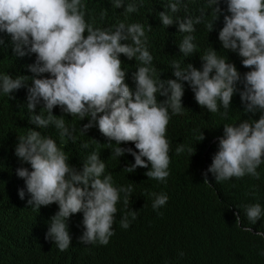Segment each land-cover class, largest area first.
Instances as JSON below:
<instances>
[{
    "label": "clouds",
    "instance_id": "9594fccd",
    "mask_svg": "<svg viewBox=\"0 0 264 264\" xmlns=\"http://www.w3.org/2000/svg\"><path fill=\"white\" fill-rule=\"evenodd\" d=\"M221 2L207 0L205 7L211 9L212 17L207 20L204 7L195 17L174 15L182 7L181 0H175L165 6L167 11L158 13L159 20L164 28L175 24L178 32L184 34L178 49L188 58L196 54V25L203 23L210 33L222 16L218 40L223 51L237 53L242 66L252 70L241 77L227 56L218 55L210 46L199 57L202 62L199 69L191 63L183 61L182 67L180 61H173L175 79L162 80V71L153 64L148 37L140 23L94 27L86 20L87 6L83 0H0V33L10 37V45L0 38V46L7 50L11 46L15 57L29 54L36 57L35 63L28 66L31 76L0 74V92L13 100V93L26 88L30 124L39 129L28 128L15 146V156L31 167V171L25 167L16 169L31 199L25 198L21 185L8 184L2 191L5 196L16 194L29 208L58 205L47 238L60 251L68 249L71 242L67 221L81 212L85 231L80 241L108 245L115 234L113 225L120 194L124 193L127 209L132 188L115 187L111 173L104 175L106 165L95 151L81 169L69 164L66 152L40 131L54 126L62 138L75 139L74 129L66 125L64 115H53L55 107L79 121L87 119L88 123L80 128L83 135L93 126L98 127L104 137L115 142L108 145H115L112 155L116 158L126 153L133 156L134 163L123 170L132 173L150 165L145 173L148 179L166 182L171 161L167 126L172 115L184 110L185 83L199 106L209 113H219L224 119L228 118L232 98L238 92L244 113L253 116L260 113L259 119L223 125V137L218 140V151L207 172L214 175L216 182L243 178L246 174L259 179L257 168L264 162V0H223L228 14L220 7ZM113 7L123 8L126 16L138 11L137 4L125 5L124 0H114ZM106 15L107 9L102 10L100 19ZM121 55L140 62L141 66L132 74L134 90L125 82L127 71L122 69ZM238 85H242V90ZM157 96L165 99L158 102ZM38 105L42 107L35 114ZM197 139L198 142L205 139L201 131ZM128 143L134 144L136 151L120 147ZM82 147L87 148L88 144ZM183 151V145L176 149L177 154ZM188 151L189 157L195 154L193 145ZM204 183L209 185L206 178ZM150 195L155 196L153 210L168 201L163 193ZM245 212L252 225L261 219L259 203L246 205ZM129 215L132 220L137 218V213L129 210L120 220L121 228L130 227ZM236 224H241L239 215ZM242 230L250 232L251 228L245 226Z\"/></svg>",
    "mask_w": 264,
    "mask_h": 264
},
{
    "label": "trees",
    "instance_id": "16d2710c",
    "mask_svg": "<svg viewBox=\"0 0 264 264\" xmlns=\"http://www.w3.org/2000/svg\"><path fill=\"white\" fill-rule=\"evenodd\" d=\"M83 2L87 6L86 20L92 22L94 27L112 28L119 22L142 24L148 37V50L154 58L153 64L162 71V80L175 79L172 76L173 61H180L182 67L185 66L183 61L185 64L191 63L199 69L202 63L199 57L210 46L218 55H226L241 77L252 70L242 66L237 53L223 51L218 40V33L223 27L222 16L210 33L203 23L196 25V54L185 58L178 49L184 34L178 32L175 24L164 28L158 16L160 11H167L165 6L168 3L175 0H124L125 5L135 3L138 6L137 12L127 16L123 8L113 7L114 0ZM181 4V11L174 15L195 17L204 7L206 19H212L211 9L205 7L207 0H181ZM220 7L228 14L223 0ZM105 9L107 15L101 20V11ZM0 38L10 45L9 36L0 33ZM35 59V54L15 57L11 46L8 50L0 46V74L31 76L28 66L34 64ZM120 59L122 69L127 71L125 82L134 90L132 74L141 66L140 62L134 59L130 61L123 55ZM42 76L47 78L48 74ZM184 87V110L182 114L172 115L167 126L171 161L166 182L148 179L145 173L150 165L149 168H137L132 173L123 170L134 163L133 156L126 153L116 158L112 155L115 145H108L115 142L104 137L98 127L93 126L83 135L80 128L88 123L87 119L79 121L62 113L59 107L53 109L54 116L64 115L66 125L70 130L74 129L72 136L75 139L62 138L54 126L40 131L50 136L66 152L70 157L69 164L79 170L95 151L100 153V159L106 165L104 175L111 173L114 186L132 188L131 203L127 209L123 203L124 193L120 194L113 225L115 234L108 245L80 241L85 231L81 212L67 221L71 242L65 251H60L57 244L47 238L50 220L58 211L57 204L39 209L31 205L29 208L16 194H3L6 185L16 184L21 185L25 198L31 199L24 181L16 175V169L25 167L31 171V167L15 156V146L17 139L25 135L28 128L39 129L30 124L26 88L13 93V100H8L0 92V264H264V235H257V232L264 233V162L257 168L259 179L246 174L243 178L233 177L216 182L214 175L207 172L218 151V140L223 137V125L239 124L249 118L258 120L260 113L254 116L244 113V105L237 92L232 98L228 118L224 119L219 113H209L199 106L187 83ZM238 87L242 90V85ZM157 99L160 102L165 98L157 96ZM41 107L37 106L35 114H39ZM200 131L205 139L198 142ZM85 143L88 144L87 148L82 147ZM181 145L184 151L177 154L176 149ZM192 145L195 154L189 157L188 149ZM120 147L136 151L132 143L121 144ZM205 178L209 185L204 183ZM150 193L167 195L166 205L153 210L155 196ZM257 203L261 205L262 215L252 225L246 217L245 206ZM129 210L136 212L137 218L132 220L129 215L130 227L123 229L120 220ZM237 215L241 219L240 225L236 224ZM245 226L250 227L251 231H243Z\"/></svg>",
    "mask_w": 264,
    "mask_h": 264
}]
</instances>
